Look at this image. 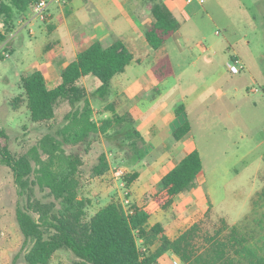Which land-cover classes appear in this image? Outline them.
I'll return each instance as SVG.
<instances>
[{
	"label": "trees",
	"instance_id": "trees-1",
	"mask_svg": "<svg viewBox=\"0 0 264 264\" xmlns=\"http://www.w3.org/2000/svg\"><path fill=\"white\" fill-rule=\"evenodd\" d=\"M35 1L0 0V43ZM143 1L148 3L151 16L145 40L155 50L179 28V22L162 0ZM132 60L133 55L121 39L108 46L94 41L61 69L60 82L55 87H47L40 70L20 78L21 95L14 99L15 104L24 101L31 121L47 126L45 134L26 154L15 157L5 145L0 146L1 161L10 168L17 189L15 219L26 250L24 261L49 264L57 250L67 249L76 257L74 264H158L159 257L166 252L176 255L183 264H264V237L258 241L254 230L243 225H229L222 219L209 230L194 222L172 239L164 233L160 222L149 225L154 210H168L179 193L197 186L202 170L197 149L166 172L158 189L145 193L141 201L126 208L111 201L87 218L86 207L91 202L79 195L82 158L78 152H67L65 147L85 144L96 134L111 139L127 159L138 162L144 157L145 141L129 113L119 115L109 104V117L100 122L92 120L90 96L105 102L111 79ZM152 71L158 81L173 72L166 57L159 58ZM87 76L95 77L98 83L91 92L84 84ZM62 104H67L68 109L55 122ZM189 130V122L184 121L172 136L179 140ZM109 168L102 152L91 175L103 176ZM136 177L137 172L124 177L125 187ZM36 188L46 191L51 199L43 201L36 197ZM259 195H264V189ZM154 245L155 249L149 251Z\"/></svg>",
	"mask_w": 264,
	"mask_h": 264
},
{
	"label": "rangeland",
	"instance_id": "rangeland-1",
	"mask_svg": "<svg viewBox=\"0 0 264 264\" xmlns=\"http://www.w3.org/2000/svg\"><path fill=\"white\" fill-rule=\"evenodd\" d=\"M205 10L213 19L206 29L205 42L212 44L224 59L240 58L245 68L231 74L229 86L234 93L228 100L223 98L216 102L217 109L211 106L207 118L192 116L190 119L201 155L203 182L181 193L167 211L153 213L149 224L160 222L164 233L173 237L194 222L212 230L224 219L229 225L240 224L254 230L260 241L264 237V195H259L264 189V94L251 92L249 88L251 85L264 87V21L259 20L264 6L261 3L243 5L240 0H208ZM78 13L84 15L88 10L83 8ZM34 20L35 36L30 38L23 32L20 40H10L4 49L11 56L0 58V146L5 145L15 157L28 153L47 131L45 124L31 121L24 101L14 102L21 95L20 78L30 72L28 68L21 74L22 70L37 59L32 47L46 40V33L39 28L43 27V21ZM89 78L97 85L95 77ZM84 84L89 92L94 89L90 80H85ZM90 100L92 120L100 122L106 118L100 108L107 100L102 102L92 96ZM67 109V104L60 106L55 122L61 120ZM104 110L110 111L107 106ZM65 149L78 152L82 158L79 195L91 202L86 207L87 218L108 202H119L126 208L141 200L145 188L133 189L132 183L129 191L124 184V177L138 172L140 163L127 159L124 151L112 145L111 139L94 134L87 143ZM102 152L109 162V171L93 177L91 168ZM167 168H159L156 176ZM120 169L125 172L121 173ZM158 186L157 181L150 182L149 191H156ZM35 195L43 201L51 199L46 191L38 188ZM17 201L12 172L0 158V264L14 261L27 264L23 258L26 251L22 247L23 237L15 219ZM138 243L140 245V241ZM155 247H150L149 251ZM174 258L166 252L158 259V264H174ZM75 260L70 250L59 249L49 264H74ZM180 264L183 263L180 261Z\"/></svg>",
	"mask_w": 264,
	"mask_h": 264
},
{
	"label": "crops",
	"instance_id": "crops-1",
	"mask_svg": "<svg viewBox=\"0 0 264 264\" xmlns=\"http://www.w3.org/2000/svg\"><path fill=\"white\" fill-rule=\"evenodd\" d=\"M162 1L178 20L179 28L155 50L145 40L144 32L151 22V16L149 5L143 0H69L65 4H48L47 19L42 22L43 27H39L41 32L46 33V40L32 47L33 52L38 54L35 55L37 59L33 64H27L21 72L24 74L29 68L27 76L34 70H40L45 76L47 87L51 82V87L48 88H53L60 82L61 69L82 48L94 41L101 42L103 46L110 45L116 39L124 42L133 55V60L123 72L111 79L107 102L100 109L103 117L112 113L104 110L109 104L113 105L114 112L119 115L129 113L145 141V154L139 161L140 164L138 163L141 167L137 170L133 184L131 183L133 189L138 186L145 188L140 199L145 193L151 192L148 187L150 182L159 183L166 172L197 149L192 135L191 117L207 118L211 106L214 105L217 109L216 102L223 98L228 100L234 93L229 86L233 78L227 70L229 58L224 59L212 44L205 42L208 24L213 23L211 15L205 10L208 0ZM240 1L243 5L261 3L264 6V0ZM83 8L88 13L81 15L78 12ZM34 19L31 6L16 20L11 36L0 43V53L6 51L4 48L10 40H20L23 32L30 38L35 36ZM253 19L256 21V16ZM259 20L264 21V11ZM6 52L9 56L4 58H9L11 53ZM163 57L169 60L173 72L158 81L152 66ZM85 80H90L94 88L97 86L89 76L84 78V82ZM178 107L179 114L176 113ZM184 121L189 122L190 130L185 136L175 140L172 132ZM161 167L168 168L157 177V171ZM203 180L201 170L197 185ZM131 184L127 188L129 191ZM209 202L213 206L210 199ZM159 211L167 210L156 209L153 213ZM167 236L171 239L176 237L169 236L168 233ZM172 257L175 255L172 254Z\"/></svg>",
	"mask_w": 264,
	"mask_h": 264
},
{
	"label": "built area",
	"instance_id": "built-area-1",
	"mask_svg": "<svg viewBox=\"0 0 264 264\" xmlns=\"http://www.w3.org/2000/svg\"><path fill=\"white\" fill-rule=\"evenodd\" d=\"M69 0H37L32 4V17L33 18H39L41 21H45L47 19V7L48 4L51 2H55L58 4H65L67 3ZM190 1V0H188ZM0 29H2V24L0 23ZM1 54H3L4 57H8L9 53L6 51H1ZM245 68V65L243 64V62L236 57H232L230 59V61L227 64V70L229 73L231 74H238L241 71H243ZM250 91L251 92H260L262 94H264V87H259V86H255V85H251L250 86ZM121 173L125 172L122 169L119 170ZM174 264H180V260L176 257L173 260Z\"/></svg>",
	"mask_w": 264,
	"mask_h": 264
}]
</instances>
